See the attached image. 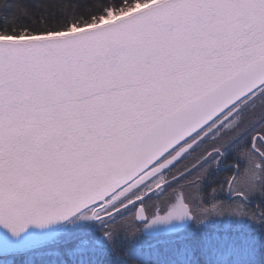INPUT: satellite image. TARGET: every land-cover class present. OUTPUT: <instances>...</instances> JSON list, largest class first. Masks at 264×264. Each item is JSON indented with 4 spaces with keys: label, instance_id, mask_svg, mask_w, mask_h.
Masks as SVG:
<instances>
[{
    "label": "snow or ice",
    "instance_id": "snow-or-ice-1",
    "mask_svg": "<svg viewBox=\"0 0 264 264\" xmlns=\"http://www.w3.org/2000/svg\"><path fill=\"white\" fill-rule=\"evenodd\" d=\"M0 264H264V0H0Z\"/></svg>",
    "mask_w": 264,
    "mask_h": 264
},
{
    "label": "trees",
    "instance_id": "trees-1",
    "mask_svg": "<svg viewBox=\"0 0 264 264\" xmlns=\"http://www.w3.org/2000/svg\"><path fill=\"white\" fill-rule=\"evenodd\" d=\"M157 203H159V201H156Z\"/></svg>",
    "mask_w": 264,
    "mask_h": 264
},
{
    "label": "flooded vegetation",
    "instance_id": "flooded-vegetation-1",
    "mask_svg": "<svg viewBox=\"0 0 264 264\" xmlns=\"http://www.w3.org/2000/svg\"><path fill=\"white\" fill-rule=\"evenodd\" d=\"M157 203V202H156ZM159 204V203H158Z\"/></svg>",
    "mask_w": 264,
    "mask_h": 264
}]
</instances>
